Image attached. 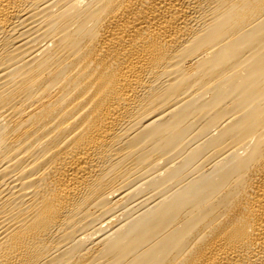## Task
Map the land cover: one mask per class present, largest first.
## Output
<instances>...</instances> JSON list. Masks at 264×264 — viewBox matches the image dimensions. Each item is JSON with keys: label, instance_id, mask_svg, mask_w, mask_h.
Instances as JSON below:
<instances>
[{"label": "bare ground", "instance_id": "obj_1", "mask_svg": "<svg viewBox=\"0 0 264 264\" xmlns=\"http://www.w3.org/2000/svg\"><path fill=\"white\" fill-rule=\"evenodd\" d=\"M0 264H264V0H0Z\"/></svg>", "mask_w": 264, "mask_h": 264}]
</instances>
